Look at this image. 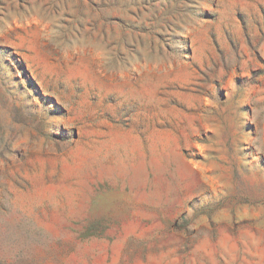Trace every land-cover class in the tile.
Masks as SVG:
<instances>
[{"label": "rangeland", "instance_id": "rangeland-1", "mask_svg": "<svg viewBox=\"0 0 264 264\" xmlns=\"http://www.w3.org/2000/svg\"><path fill=\"white\" fill-rule=\"evenodd\" d=\"M0 264H264V0H0Z\"/></svg>", "mask_w": 264, "mask_h": 264}]
</instances>
